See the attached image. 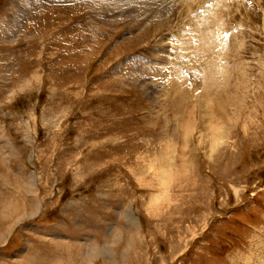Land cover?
I'll use <instances>...</instances> for the list:
<instances>
[{
	"label": "rangeland",
	"instance_id": "rangeland-1",
	"mask_svg": "<svg viewBox=\"0 0 264 264\" xmlns=\"http://www.w3.org/2000/svg\"><path fill=\"white\" fill-rule=\"evenodd\" d=\"M223 1L0 0V264H264V0Z\"/></svg>",
	"mask_w": 264,
	"mask_h": 264
},
{
	"label": "bare ground",
	"instance_id": "bare-ground-1",
	"mask_svg": "<svg viewBox=\"0 0 264 264\" xmlns=\"http://www.w3.org/2000/svg\"><path fill=\"white\" fill-rule=\"evenodd\" d=\"M223 1V0H222ZM224 2V1H223ZM228 3V2H227ZM188 4V3H187ZM203 21H204V23H206L208 26H210V25H212L211 24V20L210 19H208L207 20V18H205V20L203 19ZM198 22V21H197ZM204 29H205V27H204ZM215 29H219V27H217V28H215ZM199 30H201V29H199ZM207 30H209V28H207ZM207 30H206V32H207ZM214 30V29H213ZM217 31V30H216ZM219 31V30H218ZM209 33H212V32H209ZM215 33V32H214ZM214 33H212V35H214ZM209 36V35H208ZM217 37H218V35H217ZM216 37V38H217ZM221 37V36H220ZM213 38V37H212ZM186 40H188V39H186ZM221 40V39H220ZM195 41V40H194ZM212 40L211 39H207L206 41H205V44H204V48H206L207 50H209L210 48H212ZM193 44H194V42H193ZM201 45H203V44H201ZM179 46V45H178ZM183 46V45H182ZM203 47V46H202ZM191 48V47H190ZM200 50V49H199ZM196 51H198V50H196ZM188 52H189V50H188ZM201 52V51H200ZM222 52V51H221ZM208 55V54H207ZM195 56V55H194ZM191 57V56H190ZM197 57V56H196ZM203 57V56H202ZM201 57V58H202ZM211 57V56H210ZM210 57H208V58H210ZM198 58V57H197ZM200 58V57H199ZM200 58V59H201ZM192 59V58H191ZM204 59V58H203ZM217 59V58H216ZM197 60V59H196ZM224 60V59H223ZM214 62H218V61H211V62H207V63H209V65L212 67L213 66V64H214ZM206 63V64H207ZM178 64V63H177ZM196 64V63H195ZM219 65V62L218 63H215V66H216V68L217 67H219L218 66ZM200 66V65H199ZM201 67H203V66H201ZM146 68V67H145ZM221 68H222V65H221ZM155 71L156 70H158V69H154ZM201 70V69H200ZM203 70V69H202ZM208 71V70H207ZM209 72V71H208ZM215 72H218L219 73V75H221V69H218V71H215ZM196 73V72H195ZM202 73V72H201ZM193 74V73H192ZM193 75H195V74H193ZM211 75V74H210ZM197 76V75H196ZM221 84V83H220ZM219 84V85H220ZM217 85V84H216ZM164 160H166V159H164ZM167 160H169L168 158H167ZM149 168V167H148ZM168 188V187H167ZM15 212H16V205H15V203H14V201L13 202H10L9 204H7L6 205V207L3 209V211H2V216H1V222H8V224H7V226L3 229V230H1L0 231V237L2 238V242L4 243V242H6L8 239H9V235H10V232L12 231V229L14 228V226H16L17 225V223H18V220L17 219H13V216H14V214H15ZM12 233H13V231H12ZM11 233V234H12ZM260 251H262V250H260ZM24 262H27V260H25ZM23 262V263H24ZM260 262V261H259ZM259 262L258 263H253V264H259ZM260 264H263V262L262 263H260Z\"/></svg>",
	"mask_w": 264,
	"mask_h": 264
}]
</instances>
